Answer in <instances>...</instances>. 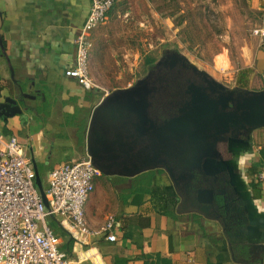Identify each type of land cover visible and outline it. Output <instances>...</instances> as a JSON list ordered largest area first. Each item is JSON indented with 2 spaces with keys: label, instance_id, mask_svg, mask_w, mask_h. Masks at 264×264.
<instances>
[{
  "label": "crops",
  "instance_id": "1",
  "mask_svg": "<svg viewBox=\"0 0 264 264\" xmlns=\"http://www.w3.org/2000/svg\"><path fill=\"white\" fill-rule=\"evenodd\" d=\"M252 2L263 22L264 0ZM90 5L91 0H0V89L11 93L15 80H22L37 95L29 100V112L0 117V130L17 135L40 170L87 157L94 107L111 90L129 85L107 77L97 59L107 41L102 28L121 11L115 5L92 32L90 69L97 85L86 88L66 74L76 65V37ZM243 68H248L244 78ZM232 79L233 86L264 88V41L243 52ZM253 146L252 153L234 161L250 192L253 216L230 202L232 193L215 195L210 216L180 207L181 198L163 169L132 177L103 174L95 178L85 208L92 232L75 238L58 221L60 248L70 264H264L263 252V260L248 253L250 245L264 244V181L257 177L264 163V127L253 132ZM110 217L114 241L103 229Z\"/></svg>",
  "mask_w": 264,
  "mask_h": 264
},
{
  "label": "water",
  "instance_id": "2",
  "mask_svg": "<svg viewBox=\"0 0 264 264\" xmlns=\"http://www.w3.org/2000/svg\"><path fill=\"white\" fill-rule=\"evenodd\" d=\"M178 63L193 67L206 83H183ZM15 83L11 93L0 89V117L4 120L32 110L29 100L37 96L22 80ZM263 127L264 88L228 87L205 76L182 53L174 51L154 61L134 84L113 89L101 99L92 112L86 148L104 175L132 177L163 169L181 198L180 207L207 216L217 192L209 187L195 189L194 178L204 172H219L232 193L230 202L233 199L253 216L250 192L241 173H236L234 161L254 151L253 132ZM218 141H227L232 160L220 158ZM30 157L35 184L49 208L40 167L36 158ZM261 252L264 244L248 248L251 257L263 260Z\"/></svg>",
  "mask_w": 264,
  "mask_h": 264
},
{
  "label": "built area",
  "instance_id": "3",
  "mask_svg": "<svg viewBox=\"0 0 264 264\" xmlns=\"http://www.w3.org/2000/svg\"><path fill=\"white\" fill-rule=\"evenodd\" d=\"M117 1L91 0L88 16L77 34L76 65L66 74L86 88L95 85L90 69L92 32L106 22ZM254 33L264 41V20ZM101 175L89 156L58 163L47 175V208L35 184L26 145L17 135L5 136L0 130V264H70L49 219H58L72 237L91 233L85 208L95 189V178ZM257 177L264 181V163ZM113 225L110 217L103 227L111 241L116 240Z\"/></svg>",
  "mask_w": 264,
  "mask_h": 264
},
{
  "label": "rangeland",
  "instance_id": "4",
  "mask_svg": "<svg viewBox=\"0 0 264 264\" xmlns=\"http://www.w3.org/2000/svg\"><path fill=\"white\" fill-rule=\"evenodd\" d=\"M116 7L97 59L107 77L127 86L148 72V57L177 51L205 76L235 87L234 72L259 40L254 29L262 22L252 0H119ZM41 175L47 187L48 170Z\"/></svg>",
  "mask_w": 264,
  "mask_h": 264
},
{
  "label": "flooded vegetation",
  "instance_id": "5",
  "mask_svg": "<svg viewBox=\"0 0 264 264\" xmlns=\"http://www.w3.org/2000/svg\"><path fill=\"white\" fill-rule=\"evenodd\" d=\"M176 67L178 68L180 67L181 69V73H182L181 79L184 80L183 83H187L188 81H194L197 84L206 83L205 77L190 65L181 66L180 63H178ZM224 179L225 176L219 172H215L213 174L206 172L202 174H197V176L194 178V182L197 185L195 189L200 187H209L215 189V191L217 192V196H216L217 198L221 195L227 197L228 195H230L231 191L227 188Z\"/></svg>",
  "mask_w": 264,
  "mask_h": 264
},
{
  "label": "clouds",
  "instance_id": "6",
  "mask_svg": "<svg viewBox=\"0 0 264 264\" xmlns=\"http://www.w3.org/2000/svg\"><path fill=\"white\" fill-rule=\"evenodd\" d=\"M217 151L220 155V158L223 160H228L232 155L230 151H228L227 141H218Z\"/></svg>",
  "mask_w": 264,
  "mask_h": 264
},
{
  "label": "trees",
  "instance_id": "7",
  "mask_svg": "<svg viewBox=\"0 0 264 264\" xmlns=\"http://www.w3.org/2000/svg\"><path fill=\"white\" fill-rule=\"evenodd\" d=\"M154 61H155L154 58H152V57H148L146 63H147V64H153ZM247 71H248V68H243V69L241 70L242 78H244L245 76H247ZM42 178H43V177H42ZM49 223H50V225L53 227L54 230L58 227V226H57V225H58V221H56V220L53 219L52 217L49 219Z\"/></svg>",
  "mask_w": 264,
  "mask_h": 264
}]
</instances>
